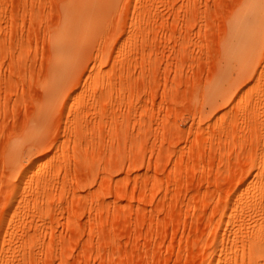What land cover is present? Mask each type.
Here are the masks:
<instances>
[{"label": "rangeland", "instance_id": "obj_1", "mask_svg": "<svg viewBox=\"0 0 264 264\" xmlns=\"http://www.w3.org/2000/svg\"><path fill=\"white\" fill-rule=\"evenodd\" d=\"M0 264H264V0H0Z\"/></svg>", "mask_w": 264, "mask_h": 264}]
</instances>
